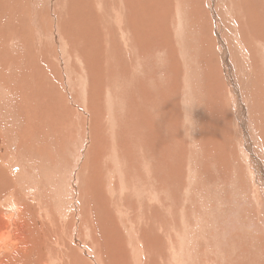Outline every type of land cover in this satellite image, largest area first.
Here are the masks:
<instances>
[{
  "label": "rangeland",
  "instance_id": "1",
  "mask_svg": "<svg viewBox=\"0 0 264 264\" xmlns=\"http://www.w3.org/2000/svg\"><path fill=\"white\" fill-rule=\"evenodd\" d=\"M13 1L18 8L11 4L6 6L9 12L4 7L0 11V96L17 119V129L11 128L22 143L17 139L12 156L18 151L25 155L19 162L8 156L4 132L0 158L15 165L38 159L50 173L48 168L57 166L63 177H75L77 172L76 181L81 180L73 191L79 201L72 197L68 221L59 222L61 237L49 246L48 264H55L50 259L171 264L175 257L167 251L180 246L185 234L198 249L175 252L186 264L197 259L196 264H264V0H56L50 6L36 5V0ZM116 9L122 10L123 19L114 15ZM78 10L86 15H78L69 26L67 21L75 18L70 12ZM94 15L99 18L97 27L92 24ZM36 17L40 28L33 26ZM56 25L69 36L62 41L69 54L45 41ZM62 59L68 62L66 67ZM127 71L130 80L124 79ZM139 82L152 87L157 93L153 95L160 94L156 102L160 111L153 109L152 99L141 100ZM109 147L119 148L128 161L122 164L127 167L124 174L110 168ZM5 168L7 174L18 171ZM131 174L134 179L124 191L120 180ZM134 183L163 185L165 204L159 200L156 212L152 202L138 200L132 193ZM16 184L13 175L5 180L0 176V208L7 209L11 199L18 198L27 217H32L28 207L32 202H23V193L5 196ZM43 191L50 203V196L58 193ZM8 210L4 214L13 211ZM21 230L18 226L0 232V238L7 233L14 238L0 243V259L14 255L35 264L37 254L28 253L40 237L27 241L19 235ZM176 240L178 244L173 243ZM86 243L93 249L91 257L84 253ZM192 253L193 259L186 262Z\"/></svg>",
  "mask_w": 264,
  "mask_h": 264
},
{
  "label": "bare ground",
  "instance_id": "2",
  "mask_svg": "<svg viewBox=\"0 0 264 264\" xmlns=\"http://www.w3.org/2000/svg\"><path fill=\"white\" fill-rule=\"evenodd\" d=\"M79 1H81V2H84L85 0H79ZM106 1V0H105ZM119 1V0H118ZM116 2V3H119V2ZM129 1V0H128ZM132 1V0H131ZM130 1V2H131ZM14 1L13 0H0V11H2V7H4V8H6V6H11V4L14 6V7H16V8H18V4H17V0H16V4L17 5H15V3H13ZM41 3V5H44V4H48V3H51V4H54V3H56V0H36V5H37V3ZM138 2H139V0H138ZM137 2V3H138ZM92 3V2H91ZM110 3V2H109ZM86 4V3H85ZM110 4H112V2L110 3ZM113 4H115V3H113ZM120 4V3H119ZM138 4H140V3H138ZM39 5V4H38ZM49 5V4H48ZM118 5V4H117ZM136 5V4H135ZM47 6V5H46ZM50 6V5H49ZM106 6V5H105ZM111 6V5H110ZM116 6V5H115ZM119 6V5H118ZM133 6V5H132ZM138 6H141V5H138ZM143 6V5H142ZM45 7V6H44ZM93 7V6H92ZM108 7V6H107ZM134 7V6H133ZM149 7V6H148ZM43 8V7H42ZM51 8V7H50ZM116 8V7H115ZM131 8V7H130ZM142 8V10H143V8L144 7H141ZM151 8H154V6L153 7H151ZM44 9V8H43ZM53 9V8H52ZM81 9H83V8H81ZM85 9V8H84ZM114 9V8H113ZM51 10V9H50ZM54 10V9H53ZM52 10V11H53ZM95 10V12L94 13H96V9H94ZM117 10V9H116ZM114 11V15H117L118 17H120L121 19H123V12H122V10L121 9H118L117 11ZM156 10V9H155ZM93 11V10H92ZM7 12H9V10L6 8V12L5 13H7ZM71 13V15L70 16H74L75 18H71L70 19V22L69 21H67L68 23H70L69 24V26H72V25H74V22H75V19L77 18V16L78 15H86L85 13H86V11L85 12H83V13H81L79 10L77 11V13H75L74 15H72V12H70ZM148 13V12H147ZM40 14V13H39ZM57 15V14H56ZM68 15H69V12H68ZM68 15H66V16H68ZM26 16V15H25ZM52 16V15H51ZM61 16V15H60ZM143 16V15H142ZM153 16H154V14H153ZM43 17V16H42ZM58 17V16H57ZM56 17V18H57ZM88 18H90L89 16H88ZM58 19V18H57ZM59 19H60V17H59ZM61 19H65V21L67 20L66 18H61ZM69 19V18H68ZM72 19H74V21L72 20ZM52 20H53V18H52ZM128 20V19H127ZM150 20V19H149ZM148 20V21H149ZM159 20V19H158ZM258 20V19H257ZM33 26H35V27H37V28H40L39 27V22H38V18L36 17V18H33ZM35 21V22H34ZM39 21H40V19H39ZM51 21V20H50ZM56 21V20H55ZM54 21V22H55ZM61 21V20H60ZM59 21V22H60ZM87 21H89V20H87ZM144 21V20H143ZM142 21V22H143ZM147 21V20H146ZM146 21H144V25H146L145 24V22ZM54 22H52V23H54ZM58 22V21H57ZM56 22V23H57ZM128 22V21H127ZM62 23V22H61ZM101 23V22H100ZM152 23V22H151ZM59 24V23H58ZM63 24H64V22H63ZM85 24V23H84ZM92 24H94L96 27H97V24H99V18L96 16V15H94V17H93V23ZM133 24H135V23H133ZM141 24V23H140ZM66 25H67V23H66ZM87 25H88V27H90V25H91V22L90 23H87ZM100 25V24H99ZM117 25H121V24H117ZM148 25V24H147ZM93 26V25H92ZM92 26H91V28H92ZM55 27V30L57 29V25L56 26H54ZM61 26H59V28H60ZM84 28H85V33L83 34V36H85V37H87L88 35H89V33H88V30H87V28L85 27V26H83ZM64 28V27H63ZM130 28H132L131 30H133V28H134V26H132V27H130ZM149 28V27H148ZM96 29V28H95ZM98 29V28H97ZM112 29V28H111ZM110 29V30H111ZM139 29V28H138ZM145 29V28H144ZM66 30V29H65ZM70 29H68L67 31H69ZM94 30V29H93ZM141 30V29H140ZM53 31V30H52ZM63 31V30H62ZM143 31V30H142ZM261 31V30H260ZM50 32V31H49ZM64 32V31H63ZM70 32H72V30H70ZM62 33V32H61ZM58 30H56V32L54 31V32H52V33H47V36L45 37V41L47 42V43H52V42H54L55 44H58L59 46H61V48L62 49H66V52H67V50H68V45L66 44V43H62V41L64 40V39H66V38H68L69 36H66L65 37V35L64 34H61ZM66 33V32H65ZM93 34H95L94 32H92ZM91 33V34H92ZM143 33V32H142ZM38 35H40L41 37H42V33H41V30H39V32H38ZM53 37V38H52ZM77 37H79L78 36V34H77ZM93 37V36H92ZM89 38H90V36H89ZM72 39V38H71ZM73 39H75V37L73 38ZM220 39V38H219ZM67 40V39H66ZM156 40H158V39H156ZM72 41V40H71ZM97 41V40H96ZM70 42V41H69ZM78 42V41H77ZM60 43V44H59ZM71 45H72V43H70ZM182 45V44H181ZM70 47V46H69ZM73 47V46H72ZM48 48V47H47ZM184 48V47H183ZM50 49V48H49ZM48 49V50H49ZM77 50V49H76ZM80 51V50H79ZM65 51L63 50V55H66L65 53H64ZM68 54H69V52H67ZM73 53V52H72ZM76 53V52H75ZM62 55V56H63ZM74 55V54H73ZM67 57V56H66ZM71 57V56H70ZM72 58V57H71ZM63 60V59H62ZM64 61V60H63ZM72 61H73V59H72ZM62 62V61H61ZM64 64H65V66H64ZM66 64H68V62L66 63L65 61L63 62V66L64 67H66ZM13 66H15L14 64L12 65V67ZM69 66V65H68ZM68 68V67H67ZM14 69H17V68H14ZM63 69V68H62ZM69 70V69H68ZM77 70H78V68H77ZM81 70V69H80ZM137 70V69H136ZM67 71V70H66ZM83 71V70H82ZM130 71H127V73H128V75H127V77L125 78L124 77V79H127V80H130V78H131V74L129 73ZM135 72V71H134ZM71 73V72H70ZM77 73V72H76ZM65 74H67V73H65ZM73 74V73H72ZM78 74H81V72H78ZM137 73H135V75H136ZM138 75V74H137ZM136 75V76H137ZM140 75V74H139ZM142 75V74H141ZM229 75V74H228ZM67 76V75H66ZM176 76V75H175ZM80 77V76H79ZM85 77V76H84ZM68 77H66V79H67ZM71 78V77H70ZM74 78V77H73ZM77 78V77H76ZM132 79V78H131ZM144 79V78H143ZM71 80V79H70ZM70 80L68 81V82H70ZM126 80V81H127ZM134 80H136V79H134ZM151 80V79H150ZM167 80V79H166ZM66 81V80H65ZM125 81V82H126ZM68 82H67V84H68ZM146 82V81H145ZM77 83V82H76ZM140 83V85L142 84L141 82H139ZM71 84V83H70ZM125 84V83H124ZM127 84V83H126ZM153 84V83H152ZM261 84V83H260ZM69 85V84H68ZM136 85V84H135ZM70 86V85H69ZM69 86H68V88H69ZM138 86V85H137ZM136 86V87H137ZM261 86H263V85H261ZM73 87V86H72ZM141 87H143V88H139V90H140V92H139V96H140V98H142L141 100L142 101H147V100H149V99H152V101H151V103H152V106H153V109L154 110H157V103L156 102H159V100H160V98H158V97H160V94H158L157 96H155V94H157L156 92H154V91H152L151 90V88L150 89H148V87L146 86V85H141ZM159 87V86H158ZM67 89V88H66ZM72 90H73V88H72ZM131 90V89H130ZM146 90V91H145ZM262 90V89H261ZM261 90H260V92H261ZM68 91V90H67ZM145 91V92H144ZM0 92H1V89H0ZM70 92V91H69ZM263 92V91H262ZM71 93V92H70ZM153 93H155L154 95H153ZM115 94V93H114ZM111 95V94H110ZM171 95V94H170ZM263 95V94H262ZM114 96V95H113ZM113 96H111V97H113ZM155 96V97H154ZM71 97V96H70ZM109 98V97H108ZM136 98V97H135ZM4 103H5V100H4V98L3 97H1L0 96V131H2L1 133H0V137H1V135H2V133H6V136H5V138H4V140L6 141V146L8 145L9 146V154H8V156H10V158H12L13 160H16V162H19L20 161V159L25 155L24 153H22V152H19L18 151V155H16V156H12L13 154H16L17 153V139H18V141H19V133H18V131L16 130V133H17V139H16V134L14 133V130L11 128V126H13V127H15V129H17V126H16V121H17V119L14 117V115L12 116L11 115V110H10V108L8 107V106H4ZM148 104V103H147ZM151 106V107H152ZM171 107V106H170ZM173 107V106H172ZM109 108H110V106H109ZM159 109V108H158ZM77 110V109H76ZM157 111H160V109L159 110H157ZM193 112V111H192ZM78 113V112H77ZM87 113V112H86ZM89 116V115H88ZM126 128V127H125ZM182 131V130H181ZM249 132V131H248ZM252 133H253V135L252 136H255V131L254 130H252ZM183 135V134H182ZM79 141H80V139H78ZM211 140V139H210ZM77 141V140H76ZM19 143V145L20 146H22V143L19 141L18 142ZM80 142H78L77 141V145L79 144ZM80 145V144H79ZM77 147H79V146H77ZM243 147V146H242ZM243 148H245V147H243ZM78 149V148H77ZM76 149V150H77ZM119 149V148H118ZM118 149L117 148H114V149H110V147L108 148V150H107V159H110V162L111 163H113V164H110L111 165V167L110 168H113L114 167V170H115V172L116 173H118L119 175H122V174H124L125 173V169L127 168L126 166H122V164L123 165H125V164H128V161L127 160H125L124 158H123V155H121V152H118ZM1 148H0V152H1ZM76 150H73V151H71V152H73L72 154H74V155H76V157L77 158H79V157H81L82 158V156H79V153H75L74 151H76ZM78 150H80L81 151V149H78ZM176 150V149H175ZM247 151L248 152H251V149H250V147L248 146L247 147ZM174 152V151H173ZM0 155H1V153H0ZM29 155H31V156H33L32 154H29ZM84 155V154H83ZM79 156V157H78ZM224 156H226V155H224ZM231 156V155H230ZM257 156L258 155H256L255 153H252V157H254V159H257ZM97 157H98V155H97ZM229 157V156H228ZM120 158H122V160H120ZM136 158V157H135ZM177 158V157H176ZM249 158V157H248ZM250 158H251V156H250ZM260 158V157H259ZM253 159V160H254ZM159 162V161H158ZM253 162H255V161H253ZM257 162V161H256ZM161 163V162H160ZM130 164V163H129ZM156 164V163H155ZM5 165H7V166H9V168L10 169H16V170H18V171H13L12 173H10V174H7L6 173V168H5ZM148 165V164H147ZM113 166V167H112ZM133 166V165H132ZM149 166V165H148ZM24 167H27L28 168V171H26V170H24ZM155 166H153V168H154ZM80 168H81V166H80ZM48 169H50L51 170V173L50 172H48L47 170H45V168H44V166L40 163V160H38V159H31V158H28V160L26 161V162H24V163H22V164H18V163H16V165L12 162V161H10V160H4V159H1L0 158V176L2 177V179L3 180H5V177L6 176H8V175H13L14 177H15V180H16V189H13V190H10L8 193H6L5 194V196L6 197H12V196H14V195H22V193H23V202H26V201H28V199H30L31 200V202H32V204L30 205V206H28V205H24V206H28L30 209H31V212H32V217H27V213H26V211L23 209V208H21L20 207V200L18 199V198H12L11 199V204L9 205L8 204V208H12L13 209V211L10 213V214H4V212H7V211H9L8 210V208L7 209H2V208H0V232H3L4 230H12V229H16L18 226L20 227V229H22L20 232H19V235H21V236H23L24 238H25V240H27V241H32V239L33 238H36V237H40V242H35L32 246H31V252L30 253H28V256H34L35 254H37V257H38V261L35 263V264H48V260L47 259H45L46 258V254H47V252L49 251V246H50V244L52 243V242H54V241H58L59 239H60V234H58V228H59V222H67L68 220H66L65 221V219H66V215H67V213L69 212V210L72 208V206H73V191H74V187H75V184H76V182L77 181H79V182H81V180H79V179H77V181H76V178L78 177V176H76V173L74 172V174H75V177L74 176H72L71 178H69V177H63V175H62V173H61V169L59 168V167H57V166H51V167H49ZM155 169V168H154ZM153 169V170H154ZM107 171H109V170H107ZM148 171H149V169H148ZM170 171V170H169ZM79 173V172H78ZM108 173V172H107ZM133 173H134V175H136V170L135 171H133ZM157 173V172H156ZM159 173V172H158ZM114 174V173H113ZM148 174V173H147ZM168 174V173H167ZM156 175V174H155ZM158 176V175H157ZM111 177H113V176H111ZM124 177H126V182L123 180V178ZM120 181H121V184L120 185H122V186H124V191H126L127 190V188H128V186H127V183H128V181L131 179V180H133L134 178H133V175L131 174L130 176H124ZM156 176H154L153 178H155ZM160 177V176H159ZM152 178V177H151ZM45 179H50V180H47V181H44V182H42L41 183V187L39 186V183H40V181H42V180H45ZM82 179V178H81ZM158 179V178H157ZM93 180H96V176L95 175H93ZM148 180H150V179H148ZM151 180H153V179H151ZM160 180V179H159ZM161 181V180H160ZM55 182H56V185H55ZM162 183V182H161ZM137 184V183H136ZM135 183H134V186H135V189L133 190V195H135V196H137V198H138V200H140V199H143V200H145V201H150V202H152L151 204H158V201L159 200H161V203L163 202L164 204H165V202L163 201V200H165V199H163L162 198V196H163V190H164V187H163V185H161V186H157V188H152L150 185H149V183H148V186H146V187H138V185H136ZM169 184V183H168ZM53 185H55V187L53 186ZM77 185V184H76ZM80 184H78V186H79ZM81 185H82V183H81ZM90 185L91 186H94L95 185V183L94 182H91L90 183ZM175 185V184H174ZM63 186H64V188H63ZM40 187V188H39ZM80 187V186H79ZM156 187V186H155ZM35 188V189H34ZM78 188V187H77ZM174 188H175V186H174ZM56 189H57V191H58V193L56 192V194H54V195H51L50 196V201H51V203L49 202V199H48V196H43V194H41V191L44 193V191L43 190H45L47 193H51V192H54V191H56ZM39 190H41V191H39ZM78 190H79V188H78ZM170 190V189H169ZM173 190V189H172ZM122 189H120V192L121 193H123L124 192ZM174 191V190H173ZM177 191V190H176ZM179 191V190H178ZM177 191V192H178ZM169 192H171V191H169ZM175 192V191H174ZM142 194H143V197H141L142 196ZM165 194V193H164ZM175 194V193H174ZM179 194V193H178ZM74 196H75V194H74ZM80 196V195H79ZM73 197V198H72ZM193 197V196H192ZM35 198V199H34ZM76 198H77V193H76ZM76 198H74V200H78V198L76 199ZM188 198V197H187ZM80 199L82 200V198L80 197ZM172 200V199H171ZM79 201V200H78ZM160 203V204H161ZM167 204H168V202H166ZM104 204V203H103ZM151 204H148V203H146V206L148 207V206H150ZM209 204V203H208ZM81 205V204H80ZM76 206V205H75ZM160 206V205H159ZM166 206V205H165ZM82 207V206H81ZM155 207L157 208L156 209V212L158 211V207H157V205H155ZM168 206H166L165 208L166 209H168L169 210V208H167ZM128 208V207H127ZM201 208V207H200ZM74 211H75V209H74ZM161 211H163V210H161ZM151 213L153 212V210H151L150 211ZM149 212V213H150ZM163 212H165L166 213V211H163ZM162 212V213H163ZM78 213V212H77ZM165 213H163V214H165ZM76 214V213H75ZM167 214H168V212H167ZM69 215V214H68ZM67 215V216H68ZM168 216V215H167ZM16 217V218H15ZM143 217V216H142ZM141 217V218H142ZM171 217V216H170ZM180 217V216H179ZM182 217V216H181ZM190 217V216H189ZM15 218V219H14ZM64 218V219H63ZM140 218V217H139ZM151 218V217H150ZM149 218V219H150ZM175 218V217H174ZM191 218V217H190ZM68 219V218H67ZM143 219V218H142ZM184 219V218H183ZM189 219V218H188ZM192 219V218H191ZM134 220V218H131V219H129L128 221L130 222V223H132V221ZM140 220V219H139ZM145 220V219H144ZM162 220V219H161ZM199 220V222H200V218L199 219H197V221ZM135 221V220H134ZM62 222V223H63ZM139 222V221H138ZM148 222V221H147ZM185 223V222H184ZM198 223V222H197ZM194 224H196V223H194ZM18 225V226H17ZM66 225V224H65ZM137 225V224H136ZM185 225V224H184ZM197 225H201V224H197ZM168 226H169V224H168ZM195 226V225H194ZM193 225H192V227H194ZM204 226V225H203ZM184 228V227H183ZM186 228H188V227H186ZM190 228V227H189ZM201 228V227H200ZM63 229H65L64 227H63ZM67 229V228H66ZM190 229H192V228H190ZM62 230V229H61ZM166 230V229H165ZM177 230H180V229H177ZM63 231V230H62ZM181 231H182V229H181ZM195 231V228L192 230V232L193 233H195L194 232ZM213 231V230H212ZM215 231V230H214ZM65 232V231H64ZM187 232V231H186ZM186 232H184V234L186 233ZM189 232L190 233H192L190 230H189ZM201 232V231H200ZM88 233H89V236L91 235V233H92V230H89L88 231ZM173 233V232H172ZM177 233H178V231H177ZM217 233H218V231H217ZM63 234V233H62ZM65 234H66V232H65ZM175 234V233H174ZM180 234H182V233H180ZM196 234H198V232H196ZM88 235V234H87ZM177 235H179V234H177ZM190 235H192V234H190ZM224 235V234H223ZM69 236V235H68ZM176 235H174V237H175ZM215 236H216V234H215ZM77 234H75L74 235V237L73 238H75L76 239V241H77ZM180 239H181V237L180 236H178ZM183 237H184V235H183ZM186 234H185V238H182V239H185V241H183L182 242V240L181 241H179V242H182L181 244H180V246L178 247V246H176V247H173V248H171L172 249V251H174V255H173V252L171 251V249L169 248L168 249V254H167V252H166V254L169 256V252H170V258H171V256H173L172 258H174L175 257V259H174V261H173V259H171L172 260V263H177V264H184L185 263V261H183V259H177V256L179 255V252L181 251V250H183L184 252L186 251L187 253L189 252V253H191V251L194 253V252H196L198 249H196V246H194L193 247V243H191V244H189L190 242H188L187 241V239H190V238H187L186 239ZM192 237L193 238H195L193 235H192ZM221 237V236H220ZM164 238H170V237H164ZM163 238V239H164ZM171 238H172V236H171ZM175 238H177V237H175ZM207 238H208V236H207ZM213 238V237H212ZM161 239H162V237H161ZM160 239V240H161ZM178 239V238H177ZM180 239H178V240H180ZM3 240H7V241H10V240H14V238H13V236L10 234V233H7V234H3L2 236H1V238H0V243L3 241ZM190 240H192V238L190 239ZM43 241V242H42ZM156 241H159V240H157L156 239ZM186 241L188 242V243H186ZM195 241H196V239H195ZM198 241V240H197ZM197 241H196V243H197ZM172 242V241H171ZM178 241L176 240V242H173V243H177ZM192 242V241H191ZM210 242H211V240H210ZM109 243V242H108ZM208 243V242H207ZM214 243H215V241H214ZM224 243V242H223ZM111 244H113V241H112V243ZM143 244V243H142ZM141 244V245H142ZM169 244H171V243H169ZM178 244V243H177ZM188 244H189V247L190 248H188ZM218 244V243H217ZM216 244V245H217ZM173 245V244H172ZM175 245V244H174ZM184 245V246H183ZM192 245V246H191ZM169 246V245H168ZM182 246V247H181ZM220 246V245H219ZM144 247V246H143ZM146 247V246H145ZM165 247V246H164ZM181 247V248H180ZM184 247H185V249H184ZM141 247L140 246H138L137 247V249H140ZM166 248V247H165ZM179 248V249H178ZM187 248V249H186ZM83 249H84V253L86 254H88V257H91V256H93V249H92V247H90L87 243L86 244H83ZM155 250V249H154ZM166 250V249H165ZM170 250V251H169ZM180 250V251H179ZM188 250V251H187ZM209 250V249H208ZM142 251V250H141ZM178 251V255H176L175 254V252H177ZM207 251V250H206ZM210 251V250H209ZM171 252H172V255H171ZM183 252V253H184ZM125 253V252H124ZM140 253H142V252H140ZM145 253V252H144ZM193 253H192V256H191V254H190V256H188V257H186V262L187 261H189V259H191V257H192V259H193ZM198 253H199V251H198ZM201 254V253H200ZM222 254V253H221ZM10 255H11V253H10ZM125 255V259H127V254L125 253L124 254ZM182 255V254H181ZM189 255V254H188ZM137 256V255H136ZM144 256V255H143ZM169 257H167L166 255H165V259L167 258L168 260H170L169 259ZM182 257V256H181ZM205 257V256H204ZM163 258V257H162ZM140 259V258H139ZM145 259V258H144ZM154 259V258H153ZM191 259V260H192ZM196 259V258H195ZM194 259V260H195ZM28 260H30V259H16V257L14 256V255H11V256H9L8 258H1L0 259V264H25V262L26 261H28ZM50 260H52L55 264L57 263V264H76V263H71V261L70 260H68V259H50ZM92 261H94V259H91ZM129 260V259H128ZM141 260H143V259H141ZM158 260H160V259H158ZM171 260L169 261L170 263H171ZM198 260V259H197ZM197 260L195 261L196 263H197ZM200 260V259H199ZM206 260V259H205ZM220 260V259H219ZM219 260H217V262H219ZM130 261V260H129ZM129 261H127L128 262V264H130L129 263ZM161 261V260H160ZM162 261H164V258H163V260ZM214 261V260H213ZM164 262H166V260L164 261ZM192 262V261H191ZM209 262H211V261H209ZM216 262V261H215ZM132 263V262H131ZM160 264L161 263H163V262H159ZM168 262H166V264H167ZM171 263V264H172ZM196 263H194V262H192V264H196ZM112 264H115V261L114 260H112ZM133 264V263H132ZM140 264H144L143 262L141 263L140 262ZM156 264H157V262H156ZM186 264V263H185ZM188 264V263H187ZM199 264V263H198ZM222 264V263H221Z\"/></svg>",
  "mask_w": 264,
  "mask_h": 264
}]
</instances>
